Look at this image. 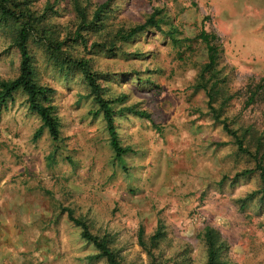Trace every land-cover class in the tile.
<instances>
[{
    "label": "rangeland",
    "instance_id": "obj_1",
    "mask_svg": "<svg viewBox=\"0 0 264 264\" xmlns=\"http://www.w3.org/2000/svg\"><path fill=\"white\" fill-rule=\"evenodd\" d=\"M28 1L65 42L59 55L67 64L59 68L38 37L29 41L37 81L55 91L61 140L46 129L34 138L41 122L22 92L0 106V264H106L90 259L97 252L66 209L107 237L122 264H206L207 225L226 243L224 264H264V186L250 156L257 142L264 153V91L246 106L251 81L264 79V0H78L88 20L108 4L83 42L73 40L80 22L72 0ZM155 9L158 29L116 40ZM201 30L219 38L214 71L225 83L216 109L231 98L217 121L196 89L208 62L195 40ZM78 61L88 63L106 99L123 97L114 125L130 151L119 159L102 115L92 114L98 105ZM19 66L10 35L0 31V81L14 79ZM223 120L249 154L238 151ZM158 230L163 237L153 245Z\"/></svg>",
    "mask_w": 264,
    "mask_h": 264
},
{
    "label": "trees",
    "instance_id": "obj_2",
    "mask_svg": "<svg viewBox=\"0 0 264 264\" xmlns=\"http://www.w3.org/2000/svg\"><path fill=\"white\" fill-rule=\"evenodd\" d=\"M107 3L99 6L90 20L87 19V14L78 0H72L73 11L77 15L80 24L77 26L73 39L74 41L81 40L83 42L82 32L86 28H97L101 26L104 19L103 14L107 7ZM161 11L155 9L147 18L145 23L130 29L126 33L118 31L114 36L116 40L128 41L136 34L144 31L147 27L158 29L162 23ZM45 17L39 16L37 11H32L29 7L28 0H0V31L10 35L11 44L17 49L20 55L19 74L12 80L0 81V106L5 104L15 92H22L26 96V103L28 110L35 114L41 122L39 129L35 132L34 138L41 136L44 129L47 130L49 137L54 141H60V120L57 115L56 107L52 103L55 91L48 86L41 85L35 75V68L32 56L29 52V41L38 37V42L43 43L45 50L50 59L54 60L59 68H64L67 61L60 57L59 53L63 52L61 49L65 42H59L57 37H53L44 25ZM89 22V26L87 25ZM195 40L202 42L207 50V64L202 68L199 74V85L196 89L203 90L208 97V108L212 111V116L215 121L218 120L220 111L225 107L231 99L223 98L218 109L215 107V99L222 94V83L224 79L219 78L218 73L214 71L217 62L221 59L220 46L217 44L219 38L214 33H207L201 30L196 36ZM86 42H84L85 44ZM100 47L106 48L113 46V43ZM220 51V52H219ZM220 55V56H218ZM76 64V62H75ZM84 77L87 88H89L90 96L98 105V109L92 113L94 117L99 114L102 115L106 123V128L109 135V145L117 159L121 158L129 148H123L117 138L116 128L114 125L115 116L119 115L115 110V105L123 102V97L119 99L109 100L104 97V91L98 83V78L90 72L88 63L86 61H78L76 65ZM214 71V72H213ZM212 81V82H211ZM252 83L247 87V103L246 106L253 104L258 99V96L264 91V79L260 78L256 83ZM120 112V111H119ZM137 116H143L137 114ZM223 129L229 136L235 139V144L238 151L249 154L247 147H244V137H239L237 134L229 129L225 120L220 121ZM260 144L257 142L256 151L250 155L256 160V170L259 171V176L264 186V153H259ZM253 171H245L243 174H250ZM70 222L81 229V238L93 245L96 254L90 257L91 260H104L106 264H122L116 254L110 248V242L107 237L92 235L85 222L73 217L70 210H65ZM163 234L158 230L150 239L153 245H157L162 239ZM201 241L204 243L206 249V264H224L221 260L223 254L226 252V243L222 239L220 233L210 226H205L200 234ZM140 245L144 246L142 241V233L138 234ZM152 264V263H151Z\"/></svg>",
    "mask_w": 264,
    "mask_h": 264
}]
</instances>
